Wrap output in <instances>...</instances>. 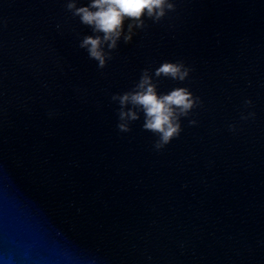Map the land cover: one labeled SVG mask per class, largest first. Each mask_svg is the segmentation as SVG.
<instances>
[{
	"label": "water",
	"instance_id": "water-1",
	"mask_svg": "<svg viewBox=\"0 0 264 264\" xmlns=\"http://www.w3.org/2000/svg\"><path fill=\"white\" fill-rule=\"evenodd\" d=\"M168 2L101 65L90 0H0V264H264V0ZM144 76L190 93L167 143Z\"/></svg>",
	"mask_w": 264,
	"mask_h": 264
},
{
	"label": "clouds",
	"instance_id": "clouds-1",
	"mask_svg": "<svg viewBox=\"0 0 264 264\" xmlns=\"http://www.w3.org/2000/svg\"><path fill=\"white\" fill-rule=\"evenodd\" d=\"M172 6L168 0H90L88 6L76 8V13L79 14L82 23L90 25L94 31L102 33L103 36L85 37L82 46H87L90 56L103 65L104 54L101 44L108 41L110 48L115 46L125 19L136 20L139 24L143 16L159 18L164 14L165 7ZM69 7L73 5L70 4ZM129 38V36L125 37L126 40ZM157 74L183 79L187 75V70L179 64L165 63L157 69ZM137 88L138 90L132 94L125 93L119 98L121 105L130 102L140 106L145 114L143 126L158 132L161 142L167 143L179 133V124L176 122L177 111L184 113L192 106L190 93L184 88H177L160 95L147 76L141 78ZM125 115L130 118L136 116L131 111L127 114L121 112V118ZM120 127L124 128L125 125L121 124Z\"/></svg>",
	"mask_w": 264,
	"mask_h": 264
}]
</instances>
